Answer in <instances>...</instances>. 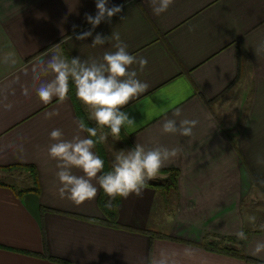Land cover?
Here are the masks:
<instances>
[{
    "label": "crops",
    "instance_id": "crops-1",
    "mask_svg": "<svg viewBox=\"0 0 264 264\" xmlns=\"http://www.w3.org/2000/svg\"><path fill=\"white\" fill-rule=\"evenodd\" d=\"M114 4L121 13L77 40L73 25L77 34L92 28L85 13L96 14L95 0H0V264H151L161 252L175 264H264V251L254 254L264 226L245 206L264 200V0H174L160 15L151 0ZM113 32L148 61L142 70L131 65L148 88L122 109L135 119L121 129L122 148L179 149L161 168L179 171L173 203L162 206L160 190L145 186L141 196L121 198L117 224L100 209L96 180L92 200L76 205L61 196L49 134H88L70 81L67 99L44 104L35 89L54 73L35 79L32 71L55 53L102 59L117 41L92 39ZM166 119L198 123L182 136L162 132ZM21 181L31 182L23 193ZM241 230L247 239L237 238ZM221 239L242 256L211 247Z\"/></svg>",
    "mask_w": 264,
    "mask_h": 264
},
{
    "label": "clouds",
    "instance_id": "clouds-1",
    "mask_svg": "<svg viewBox=\"0 0 264 264\" xmlns=\"http://www.w3.org/2000/svg\"><path fill=\"white\" fill-rule=\"evenodd\" d=\"M95 2L96 14L93 16L85 13V19L92 28L77 34L75 29L78 26L73 25L77 40L92 37L94 29L101 22H110L113 16L123 10L122 4L109 6V0H95ZM173 3L174 0H151L156 15L167 11ZM110 39L117 41L114 45L116 50L106 51L102 59L82 60L77 56L69 60L60 53H55L47 61L39 60L32 71L36 74L35 79H39V72L54 73L53 79L41 81L35 89L44 104L50 103L54 97L61 102L67 99L71 79L75 85L76 96L91 109L89 118L94 119L98 126L110 129V134L118 138L123 127H132L135 124V119L122 109L148 88L147 83L138 79L137 71L131 70V65L138 64L142 70L148 61L144 57L131 55L127 50L128 46L120 41L119 33L113 32L111 36L96 33L91 44L103 45ZM9 59L11 54L5 57V62ZM22 94L29 96V89L24 87ZM11 107V104L7 105L8 109ZM58 114L51 112L48 117ZM179 114L177 109L174 115ZM197 123V120L184 119L177 122L174 119H166L162 125V132L191 136ZM79 128L88 135L86 137L76 135L71 140L63 138L61 129H53L49 135L54 143L48 148L49 156L57 161L60 194L62 197L67 195L76 205L96 197L98 189L93 180L97 181L109 197L106 206H111V201L117 197L127 199L133 194L137 197L141 196L146 184L155 179L165 163L175 157L179 151L176 148L168 149L163 146L146 149L142 144L136 143L133 148L118 152L111 170L104 173V161L93 149L97 143L105 142L107 135L98 136L97 128L86 127L83 122L79 124ZM73 168L82 170L83 175L73 174ZM235 235L238 239H247L242 230ZM261 251H264V243L257 244L254 254ZM151 264H175V262L166 253L161 252L159 258L151 260Z\"/></svg>",
    "mask_w": 264,
    "mask_h": 264
},
{
    "label": "trees",
    "instance_id": "trees-1",
    "mask_svg": "<svg viewBox=\"0 0 264 264\" xmlns=\"http://www.w3.org/2000/svg\"><path fill=\"white\" fill-rule=\"evenodd\" d=\"M70 91L72 92L73 96L75 97L76 102L78 103V109L82 113V117L84 119V122L87 127H95L96 126L93 124L92 120H90L87 112L85 111L82 102L78 99L76 96V89L74 83L70 80ZM105 129H108L107 127H104ZM98 133V131H97ZM99 136V133H98ZM96 139V138H93ZM97 150L99 152L100 158L104 161V169L103 172L106 173L107 171H110L112 166L109 165L108 160H107V155L106 151L104 150V147L102 143H97L96 144ZM32 175L34 177V182L37 187L34 188V190L38 191V182H37V172L33 168L32 169ZM159 174L164 175L160 177H156L155 179H152L149 181L146 186L153 187L157 190H161L165 196H168V198L171 197L172 192L177 189L178 186V178H179V171L177 169H161L159 171ZM109 197L104 193L103 189L101 188L100 195H99V206L102 212L105 214L107 217V220L111 224H117L118 220V206L121 201L120 197H117L116 199L111 201V206H106V203L108 202ZM169 202V200H168ZM225 240L221 239L218 242H211V247L213 249H216L218 251L225 252L227 254H237L239 256L241 255V252L237 250L233 245L230 244H224Z\"/></svg>",
    "mask_w": 264,
    "mask_h": 264
},
{
    "label": "rangeland",
    "instance_id": "rangeland-1",
    "mask_svg": "<svg viewBox=\"0 0 264 264\" xmlns=\"http://www.w3.org/2000/svg\"><path fill=\"white\" fill-rule=\"evenodd\" d=\"M83 107L85 109V111L87 112L88 116L90 117L91 114V109L89 106L84 105ZM92 120L93 124L96 126L97 131L99 133V135L101 134H105L107 135V140L105 142L102 143L104 150L106 151V155H107V160L109 165L112 166L113 161L115 159V156L118 152L120 151H125L122 146L124 145L123 143L125 142L124 137L120 134V136L118 138H114L111 134H110V129H105L104 127H100L96 124L94 119H90ZM19 191L21 193L24 192V188H29L31 187V182L30 181H21V182H17L16 183ZM158 198H160V204H162V206L166 207L169 204L173 203V196L168 198V196H165L164 194H161V190L158 194ZM24 197L26 199H28V196L25 194ZM168 200H169V204H168ZM253 203L245 205L246 207L248 206L249 210L252 208L251 213H253L254 215V221L252 223L258 225V226H264V200H252ZM250 205L252 206L250 208ZM247 208V209H248ZM247 209L245 208V212H247Z\"/></svg>",
    "mask_w": 264,
    "mask_h": 264
}]
</instances>
